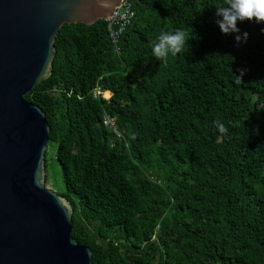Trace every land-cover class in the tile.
I'll return each mask as SVG.
<instances>
[{"label":"trees","instance_id":"16d2710c","mask_svg":"<svg viewBox=\"0 0 264 264\" xmlns=\"http://www.w3.org/2000/svg\"><path fill=\"white\" fill-rule=\"evenodd\" d=\"M127 2L115 45L62 24L22 97L69 236L90 264H264V0Z\"/></svg>","mask_w":264,"mask_h":264},{"label":"water","instance_id":"95a60500","mask_svg":"<svg viewBox=\"0 0 264 264\" xmlns=\"http://www.w3.org/2000/svg\"><path fill=\"white\" fill-rule=\"evenodd\" d=\"M121 0H0V264H90L71 209L43 186L48 128L22 99L50 73L62 24L107 21Z\"/></svg>","mask_w":264,"mask_h":264},{"label":"built area","instance_id":"2783aa9c","mask_svg":"<svg viewBox=\"0 0 264 264\" xmlns=\"http://www.w3.org/2000/svg\"><path fill=\"white\" fill-rule=\"evenodd\" d=\"M132 17V11L130 9V4L127 0H121L119 5L113 10L110 17L105 21V33L109 42L115 45L119 35L121 34L124 27H126ZM114 49L116 50L115 46ZM96 93L93 89L92 96ZM102 126L114 134L116 137L118 134L115 132L113 127V119L108 116L102 117Z\"/></svg>","mask_w":264,"mask_h":264},{"label":"rangeland","instance_id":"374dc122","mask_svg":"<svg viewBox=\"0 0 264 264\" xmlns=\"http://www.w3.org/2000/svg\"><path fill=\"white\" fill-rule=\"evenodd\" d=\"M46 152H47V155L50 156L52 153V148L50 146H47ZM46 162H47V165L45 168L46 178H45L43 186L44 188L55 193L56 184L57 186H60L58 168H57V165L53 161L46 159Z\"/></svg>","mask_w":264,"mask_h":264}]
</instances>
